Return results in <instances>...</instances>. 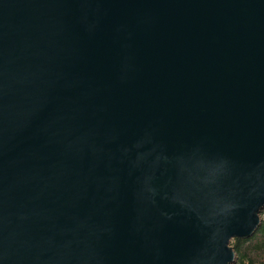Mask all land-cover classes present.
I'll list each match as a JSON object with an SVG mask.
<instances>
[{"label": "water", "instance_id": "1", "mask_svg": "<svg viewBox=\"0 0 264 264\" xmlns=\"http://www.w3.org/2000/svg\"><path fill=\"white\" fill-rule=\"evenodd\" d=\"M264 209V0H0V264H236Z\"/></svg>", "mask_w": 264, "mask_h": 264}, {"label": "trees", "instance_id": "2", "mask_svg": "<svg viewBox=\"0 0 264 264\" xmlns=\"http://www.w3.org/2000/svg\"><path fill=\"white\" fill-rule=\"evenodd\" d=\"M262 223L248 239H234L231 246L237 255L236 264H264V209L260 213Z\"/></svg>", "mask_w": 264, "mask_h": 264}]
</instances>
